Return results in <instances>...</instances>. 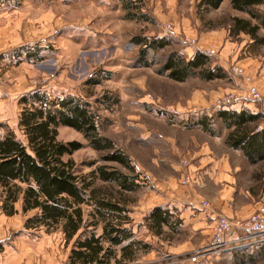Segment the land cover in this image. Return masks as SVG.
<instances>
[{"label": "rangeland", "instance_id": "obj_1", "mask_svg": "<svg viewBox=\"0 0 264 264\" xmlns=\"http://www.w3.org/2000/svg\"><path fill=\"white\" fill-rule=\"evenodd\" d=\"M256 9L264 13V3ZM236 18L248 20L247 27L258 23L233 9L229 0L215 8L202 0H0V133L25 136L18 128L24 105L20 97L35 90L48 98L73 96L88 102L97 114L99 133L127 155L138 176L139 188L122 193L131 218L125 224L133 232L130 239L148 246L139 249L133 264H203L226 250L231 255L220 264H253L243 259V249L264 243V235L235 225L264 206V159L250 162L241 150L227 146L228 129L215 116L217 110L247 106L260 112L258 125H264V42H256ZM257 34L263 35V29ZM139 35L165 37L170 43L147 50L142 64L141 45L132 41ZM171 50L186 60L202 50L211 66L228 74L173 80L159 71V61ZM251 87L258 99L252 98ZM230 94V101L222 103ZM200 117H212L209 134L196 125ZM56 137L81 143L63 155L81 175L100 164L125 171L119 163L101 159L103 152L67 125L57 127ZM93 185L107 186L119 197L115 185L96 177ZM246 192L260 201L250 212L253 203L243 197ZM162 204L181 223L156 234L143 218ZM226 205L233 214L220 209ZM82 207L89 219L92 206ZM15 208L17 213L7 215L0 207V264H67L72 241L65 243L61 229H27L24 221L33 212H21L20 202ZM229 224L220 235L222 245L212 252L215 229ZM233 249L240 261L234 262Z\"/></svg>", "mask_w": 264, "mask_h": 264}, {"label": "trees", "instance_id": "obj_2", "mask_svg": "<svg viewBox=\"0 0 264 264\" xmlns=\"http://www.w3.org/2000/svg\"><path fill=\"white\" fill-rule=\"evenodd\" d=\"M221 1L202 0V4L215 8ZM229 2L233 9L245 11L258 20L257 24L247 27L248 20L235 19L243 30L247 27L245 31L256 42L263 43L264 34H257V30L262 28L264 31V13L259 12L256 6L264 0ZM132 41L141 45L142 64L146 63L147 50L159 49L170 43L165 37L149 40L141 35L134 36ZM180 55L175 50L168 52L159 61L162 64L159 71H167V76L177 81L195 74L204 79L221 78L228 74L220 66H211L209 55L202 50L196 51L187 60ZM20 101L24 105L18 128L25 136L20 139L12 130L0 133L2 211L7 215L17 213L15 203L20 202L21 212H33L25 219V228L59 227L65 243L72 241L67 264H133L139 249L148 246L141 240L130 239L133 237L132 229L125 226L131 218L126 214L127 201L122 193L139 188L138 176L127 155L117 149L107 136L99 133L97 114L88 102L73 96L48 98L39 90L21 96ZM215 116L228 129L227 146L241 150L250 162L264 159V125H258L262 117L260 112L221 109L215 112ZM210 119L212 117H200L196 123L204 131L212 132ZM60 124L80 132L89 146L103 152L101 159L117 162L125 171L100 164L88 175L77 173L74 162L70 158L63 159V155L72 153L81 147V143L57 139ZM95 177L103 183L115 185L119 197H115L107 186H94ZM84 204L92 206L89 219L84 217ZM143 219L156 234L162 233L163 227L176 229L181 223V218L174 217L171 208L163 205L154 206ZM98 225L99 232L96 229Z\"/></svg>", "mask_w": 264, "mask_h": 264}, {"label": "crops", "instance_id": "obj_3", "mask_svg": "<svg viewBox=\"0 0 264 264\" xmlns=\"http://www.w3.org/2000/svg\"><path fill=\"white\" fill-rule=\"evenodd\" d=\"M248 62L249 61H246V60H242L241 59V62L240 63H247L248 64ZM255 73V72H254ZM236 107H240V105L239 106H236ZM242 109H247V106L246 107H241ZM241 108H238V109H241ZM200 129H201V131L202 132H206V133H208L207 131H203V129L200 127V125L199 124H196ZM196 126V127H197ZM197 127V128H198ZM209 134V133H208ZM238 153H242L241 151L240 152H238ZM243 154V153H242ZM245 157V156H244ZM247 159V158H246ZM263 160V159H262ZM243 197H245V198H250V200H251V202L253 203V205H251L250 206V209H249V212H250V210H252V209H254L257 205H259V203H260V201L258 200V196H257V198L256 199H254L253 198V196L251 195V194H249L248 192H246V194H244V196ZM256 202V203H255ZM163 205V204H162ZM168 207V206H167ZM229 205H226V208H224V207H221L220 209L222 210V211H224L225 213H227V214H233V213H231V212H229V211H227L228 209H229ZM224 209V210H223ZM235 215V214H234ZM196 223V222H195ZM203 225H204V223H203ZM252 243V242H251ZM250 243V244H251ZM251 245H253V244H251ZM249 246V248H245V249H243L244 250V252H245V254H244V257H243V259H245V261H247V262H250V263H253V264H258V263H260L261 261H263L264 260V250H263V247H264V243H263V245L262 246H260L259 248H252L253 246ZM234 251H233V253H235V257L233 256V259H234V262H236V261H240L239 259H237L236 258V256H237V251H238V249H233ZM242 250V251H243ZM230 250H226V251H224V252H222V253H220V254H218V255H216L215 257H212V260H209L208 262H204L205 264H220L221 263V260H222V257H224V256H226L227 258L229 257L228 255H231V253H228ZM226 253H228V254H226ZM239 256L240 257H242V254H241V252H239ZM232 259V260H233ZM230 260V259H229ZM203 263V264H204ZM192 264H197V263H192Z\"/></svg>", "mask_w": 264, "mask_h": 264}, {"label": "built area", "instance_id": "obj_4", "mask_svg": "<svg viewBox=\"0 0 264 264\" xmlns=\"http://www.w3.org/2000/svg\"><path fill=\"white\" fill-rule=\"evenodd\" d=\"M248 90L250 94L252 95L253 99H258L260 97L258 94V91L254 87H251ZM232 97H233L232 94H230L229 96L227 95V97L222 98V103L230 101ZM263 110H264V107H263ZM231 225L232 224H229L226 226L220 225L217 231L215 229L214 236H213L214 247H213V250H211L212 252H215L217 246L222 245V243H220L221 242L220 235L222 232L225 233L227 230H229ZM235 225L242 227L245 231L253 232V233H260L264 235V206L259 207L258 210L256 209V212L248 218L246 223L236 222Z\"/></svg>", "mask_w": 264, "mask_h": 264}]
</instances>
